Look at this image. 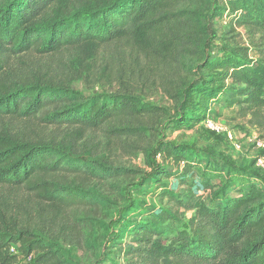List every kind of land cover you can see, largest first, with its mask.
<instances>
[{"label":"trees","instance_id":"1","mask_svg":"<svg viewBox=\"0 0 264 264\" xmlns=\"http://www.w3.org/2000/svg\"><path fill=\"white\" fill-rule=\"evenodd\" d=\"M223 1L0 0V264H74L59 243L84 244L100 264L98 247L114 248L128 226L130 264H264L257 178L230 192L209 177L199 181L189 149L163 139L193 128L226 87L239 119L264 125V0ZM209 12L245 29L258 57L248 60L249 48L236 47L211 58ZM76 82L115 89L84 98L73 92ZM155 85L170 107L143 101L139 92ZM96 132L107 153H141L150 172L97 154L88 137ZM151 153L161 162L152 164ZM138 173L140 186L163 175L177 184L158 194L163 206L131 222L132 201L118 208L102 189ZM215 190L220 196L205 203L204 193ZM169 227L177 228L175 241L164 246Z\"/></svg>","mask_w":264,"mask_h":264},{"label":"rangeland","instance_id":"2","mask_svg":"<svg viewBox=\"0 0 264 264\" xmlns=\"http://www.w3.org/2000/svg\"><path fill=\"white\" fill-rule=\"evenodd\" d=\"M212 7L221 6L223 0H210ZM211 12H209L206 18L203 20V24L208 27L209 30V42L207 45V52L211 58L219 57L224 52H228L236 47L249 48L248 60H253L258 57L257 52L250 47V38L248 32L242 27H233L229 25L225 20V17L219 20L212 19ZM227 86V85H224ZM226 87L225 93H221V97L217 103H214L207 115L200 119L193 128L184 127L183 129H177L175 131H166V141L182 145L189 150L186 152L191 155V158L198 161L199 166L196 167L198 171V180L200 181L209 177L214 184H219L221 189L222 185L227 186L225 191H235V189L250 185L248 176L257 178L252 181L257 184L261 189L264 190V171H260L255 168V152L250 147V142L254 137H259L264 140V125L247 124L245 121L239 119L236 115L238 107H229L228 102L225 100L234 99L235 93L233 90ZM73 92L80 97H91L95 95H104L111 93L115 88L109 85H94L90 89H87L82 82H76L72 84ZM143 91V90H141ZM139 92L142 96L143 101L154 105V106H165L170 107L169 101L165 96L157 89V85L153 87L151 91L145 89L143 92ZM225 96L227 99H223ZM212 122L218 127L222 128V132L217 134L207 127V122ZM226 132L231 133L232 139L243 143L242 148L236 149L233 146L234 141L228 139ZM88 137H93V147L97 151V154L107 158H111L115 165L124 167L126 169L140 170L143 174L150 172V169L146 165V158L143 154L127 151L123 147H114L110 151V154L106 152V138L102 132H96L95 134H88ZM189 155V156H190ZM152 164L161 162V158L155 153H151L148 157ZM208 160V161H207ZM183 165H180V172L183 171ZM230 169L231 177H225L226 170ZM167 172L173 175L180 174L174 168H168ZM222 172L225 173L222 174ZM142 173L136 174V177L129 179L119 180L115 184L106 183L103 187L105 196L110 197L119 203V207L124 206L125 202L133 204L129 214H132L133 219L131 222H136V215L152 210L154 208L163 206L158 200V194L162 189L171 187L175 188L177 181L170 177L162 176L157 180V183L153 181H145L140 186V182L143 178ZM227 178V179H226ZM118 186V189L111 186ZM103 186V185H102ZM229 186V187H228ZM234 188L231 190V188ZM219 190V189H218ZM206 192L203 196L205 203L214 202L215 198L221 191ZM15 191L6 190L5 193L9 196L13 195ZM216 192L215 196L213 195ZM116 208L115 210L117 211ZM113 215V220L117 219L116 213ZM190 213L183 216V222H187ZM112 217V216H110ZM104 223V228H109V232H112L113 222L107 219ZM182 225V224H181ZM180 225V226H181ZM131 227L128 226L126 232L122 235L121 239L117 240L114 248L109 249L108 244L99 246V250L96 255L97 258H103L100 264H130L131 260L128 257L129 244L133 240L131 234ZM177 229V228H176ZM176 229L173 227L167 228L164 237L161 240L162 245L168 246L174 243ZM103 230V229H102ZM122 231V230H121ZM59 248L65 257H70L74 264H95V257L91 255V252L83 244L81 248L75 246H68L64 243H59ZM105 251V253H103ZM99 252V253H98ZM103 253V255L101 254ZM18 264H30L31 261L24 262L19 259Z\"/></svg>","mask_w":264,"mask_h":264},{"label":"built area","instance_id":"3","mask_svg":"<svg viewBox=\"0 0 264 264\" xmlns=\"http://www.w3.org/2000/svg\"><path fill=\"white\" fill-rule=\"evenodd\" d=\"M207 123H208L207 127L215 133L219 134L223 131L222 128L218 127L216 124L209 121ZM226 135L229 140L234 141L232 139L231 133L226 132ZM249 142L252 144L251 148H253L255 152V161H254L255 168L259 169L260 171H264V140H262L259 137H254L251 140H249ZM232 143L234 148L236 149H240L243 146V143L238 141H234Z\"/></svg>","mask_w":264,"mask_h":264},{"label":"crops","instance_id":"4","mask_svg":"<svg viewBox=\"0 0 264 264\" xmlns=\"http://www.w3.org/2000/svg\"><path fill=\"white\" fill-rule=\"evenodd\" d=\"M252 144H250V147H251Z\"/></svg>","mask_w":264,"mask_h":264}]
</instances>
